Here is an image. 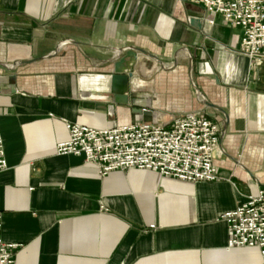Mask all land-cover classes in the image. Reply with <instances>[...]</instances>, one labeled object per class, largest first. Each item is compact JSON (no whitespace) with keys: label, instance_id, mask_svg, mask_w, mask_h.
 I'll list each match as a JSON object with an SVG mask.
<instances>
[{"label":"crops","instance_id":"1","mask_svg":"<svg viewBox=\"0 0 264 264\" xmlns=\"http://www.w3.org/2000/svg\"><path fill=\"white\" fill-rule=\"evenodd\" d=\"M242 34L187 0H0V238L16 264H264L257 247H227L222 217L264 188V60L242 52ZM128 46L163 62L152 97L165 125L188 113L218 124L219 179L102 176L57 153L67 123H136L123 106L83 108L76 89L78 72L108 69L96 66Z\"/></svg>","mask_w":264,"mask_h":264},{"label":"built area","instance_id":"2","mask_svg":"<svg viewBox=\"0 0 264 264\" xmlns=\"http://www.w3.org/2000/svg\"><path fill=\"white\" fill-rule=\"evenodd\" d=\"M222 15L242 30L241 49L251 60H264V0H187ZM213 23V20H210ZM69 138L57 145L58 154L82 155L104 176L113 170L150 169L183 181L219 179L214 153L220 128L214 121L188 113L163 123H131L95 128L67 123ZM8 167L0 133V172ZM228 223L227 247H257L264 261V188L249 195L222 216ZM3 213L0 211V226ZM154 228L155 225H151ZM16 244L0 238V264H16Z\"/></svg>","mask_w":264,"mask_h":264},{"label":"water","instance_id":"3","mask_svg":"<svg viewBox=\"0 0 264 264\" xmlns=\"http://www.w3.org/2000/svg\"><path fill=\"white\" fill-rule=\"evenodd\" d=\"M189 11L191 24L202 26L204 10ZM111 57L97 68L106 70L80 71L76 75L77 98L83 108L109 111L123 106L134 115L136 123H163L168 114L155 110L152 93L155 75L163 62L139 47L128 46L114 50Z\"/></svg>","mask_w":264,"mask_h":264},{"label":"clouds","instance_id":"4","mask_svg":"<svg viewBox=\"0 0 264 264\" xmlns=\"http://www.w3.org/2000/svg\"><path fill=\"white\" fill-rule=\"evenodd\" d=\"M232 71H235V69H232Z\"/></svg>","mask_w":264,"mask_h":264}]
</instances>
